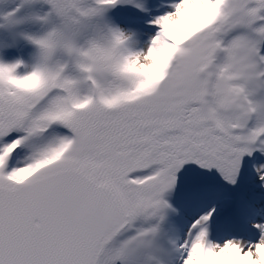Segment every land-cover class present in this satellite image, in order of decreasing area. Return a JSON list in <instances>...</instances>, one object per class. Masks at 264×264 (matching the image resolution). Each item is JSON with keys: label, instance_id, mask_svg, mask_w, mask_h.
I'll list each match as a JSON object with an SVG mask.
<instances>
[{"label": "snow or ice", "instance_id": "snow-or-ice-1", "mask_svg": "<svg viewBox=\"0 0 264 264\" xmlns=\"http://www.w3.org/2000/svg\"><path fill=\"white\" fill-rule=\"evenodd\" d=\"M0 264H264V0H0Z\"/></svg>", "mask_w": 264, "mask_h": 264}]
</instances>
